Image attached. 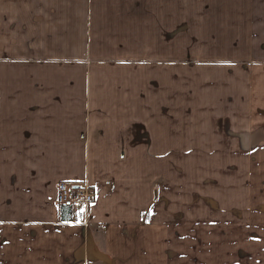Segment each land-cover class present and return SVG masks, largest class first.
<instances>
[{
  "label": "crops",
  "instance_id": "crops-1",
  "mask_svg": "<svg viewBox=\"0 0 264 264\" xmlns=\"http://www.w3.org/2000/svg\"><path fill=\"white\" fill-rule=\"evenodd\" d=\"M215 6L194 36L174 0H0V264L253 256L264 0ZM60 181L94 202L60 208Z\"/></svg>",
  "mask_w": 264,
  "mask_h": 264
},
{
  "label": "rangeland",
  "instance_id": "rangeland-1",
  "mask_svg": "<svg viewBox=\"0 0 264 264\" xmlns=\"http://www.w3.org/2000/svg\"><path fill=\"white\" fill-rule=\"evenodd\" d=\"M230 0H174L175 2V17H176V29L179 31H184L187 27L182 26L183 24L187 23L188 21L192 22V25L189 26L190 34L197 36V29H199L200 25H206L209 15L215 12V5L217 2H225ZM204 14V15H203ZM194 27V29H193ZM207 28V27H206ZM178 31V32H179ZM182 33V32H181ZM184 43L183 40L176 41V48L183 49ZM258 214L264 212L263 208H260ZM256 214V215H258ZM261 225L257 226L256 223V233H255V248L253 256L249 254V260L244 264H264V232L258 231V229L264 230V221L260 222ZM227 252V253H226ZM246 250L238 251L239 256H245ZM230 253L229 250H223V260H225L228 254ZM243 254V255H241ZM216 259L215 250L213 248V243L208 241V248H207V264H214ZM241 261V260H240ZM241 264V263H240Z\"/></svg>",
  "mask_w": 264,
  "mask_h": 264
},
{
  "label": "built area",
  "instance_id": "built-area-1",
  "mask_svg": "<svg viewBox=\"0 0 264 264\" xmlns=\"http://www.w3.org/2000/svg\"><path fill=\"white\" fill-rule=\"evenodd\" d=\"M95 199L92 187L71 181H60L57 186L56 204L63 209L90 206Z\"/></svg>",
  "mask_w": 264,
  "mask_h": 264
}]
</instances>
